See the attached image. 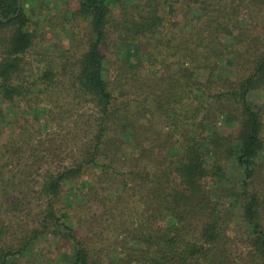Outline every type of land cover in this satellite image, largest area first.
Returning a JSON list of instances; mask_svg holds the SVG:
<instances>
[{
  "label": "trees",
  "instance_id": "1",
  "mask_svg": "<svg viewBox=\"0 0 264 264\" xmlns=\"http://www.w3.org/2000/svg\"><path fill=\"white\" fill-rule=\"evenodd\" d=\"M54 2L91 29L68 84L0 0V264H264V0ZM68 93L98 115L62 134Z\"/></svg>",
  "mask_w": 264,
  "mask_h": 264
},
{
  "label": "rangeland",
  "instance_id": "2",
  "mask_svg": "<svg viewBox=\"0 0 264 264\" xmlns=\"http://www.w3.org/2000/svg\"><path fill=\"white\" fill-rule=\"evenodd\" d=\"M28 1L33 11L32 19L36 20L31 28L37 35L32 49L25 54V59L31 67L30 73L37 75L42 73L46 67L54 65L58 71L64 74L61 78L68 84V79L77 69L79 59L89 44L91 36L89 20L86 17L82 18L73 14L74 4L72 8L65 9L64 5H56L54 0ZM113 7L116 9L117 5H113ZM8 34L9 31L0 33V41ZM108 41L111 42V46L116 44L117 40L113 33L109 35ZM115 49L118 50V47ZM116 50L108 52L112 61L116 59V56L119 57L123 54L122 49L120 52ZM111 65L112 63L109 64V68ZM62 67H66V71L59 70ZM68 94L69 96L62 102V112L55 116L51 126L62 134L86 125L88 121L98 115L96 106L86 97L75 93ZM259 94H261L259 97L263 99L264 91ZM7 108L8 106L5 104L3 109H0V123L4 122L3 117ZM76 147L77 145L74 148ZM65 263L62 258H58L56 262L49 258L45 261V264Z\"/></svg>",
  "mask_w": 264,
  "mask_h": 264
}]
</instances>
